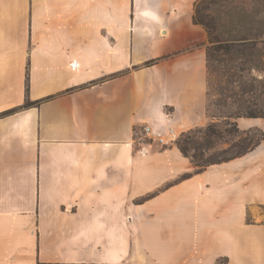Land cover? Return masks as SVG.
Wrapping results in <instances>:
<instances>
[{"label":"crops","instance_id":"obj_1","mask_svg":"<svg viewBox=\"0 0 264 264\" xmlns=\"http://www.w3.org/2000/svg\"><path fill=\"white\" fill-rule=\"evenodd\" d=\"M198 1L0 0V264H264L263 145L136 137L209 122Z\"/></svg>","mask_w":264,"mask_h":264},{"label":"rangeland","instance_id":"obj_2","mask_svg":"<svg viewBox=\"0 0 264 264\" xmlns=\"http://www.w3.org/2000/svg\"><path fill=\"white\" fill-rule=\"evenodd\" d=\"M210 1V11L224 19L230 13L231 6L251 12L264 5V0ZM256 20L253 26L261 28ZM250 44L253 48L246 54L245 60L231 53L215 62L208 73V124L183 134L176 132L179 137L174 146L178 147L177 144L186 137L192 139L191 143H197V150L190 149V157H195L200 165L234 158L250 144V141H244L248 130H253L251 137L255 141L264 132V119L243 117L264 112V35ZM249 120H254L256 124L246 129L243 123ZM211 125L218 133L217 136L207 133ZM136 137H141L140 132ZM261 145L264 146V142ZM196 170L200 171L199 168Z\"/></svg>","mask_w":264,"mask_h":264},{"label":"trees","instance_id":"obj_3","mask_svg":"<svg viewBox=\"0 0 264 264\" xmlns=\"http://www.w3.org/2000/svg\"><path fill=\"white\" fill-rule=\"evenodd\" d=\"M210 0H199L195 4L193 22L197 26H201L208 35L209 46L207 48V68L208 73L211 72L215 62H218L220 58L226 57L231 53H236L238 58L245 60L246 54L252 50L250 43L257 40L264 35V5L260 9H254L251 12L242 10L240 8L231 6V11L224 19L219 14L210 11ZM257 19V20H256ZM255 20L258 24H261V28L254 27ZM156 61L147 63L152 65ZM27 106H30L29 104ZM247 119H264V112L260 114H251L243 116ZM207 133L210 136H217L216 130L211 125L207 129ZM253 130H248L245 133V142L250 141V144L245 146L243 151L239 152L234 158L228 159L222 162L213 163L211 165H205L196 161L195 157H190V149L197 150V143L192 142L190 137H186L181 143L177 144L181 153L189 158L196 168L200 171H204L208 167L215 164H222L241 158L259 147L264 142V132L261 134V138L255 141L251 136Z\"/></svg>","mask_w":264,"mask_h":264},{"label":"built area","instance_id":"obj_4","mask_svg":"<svg viewBox=\"0 0 264 264\" xmlns=\"http://www.w3.org/2000/svg\"><path fill=\"white\" fill-rule=\"evenodd\" d=\"M170 114L167 115V118L170 119ZM177 131L173 127H169L165 132H157L149 126H145L141 129V140H149L152 143H157L162 147H168L173 145L177 139Z\"/></svg>","mask_w":264,"mask_h":264}]
</instances>
